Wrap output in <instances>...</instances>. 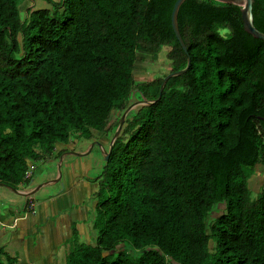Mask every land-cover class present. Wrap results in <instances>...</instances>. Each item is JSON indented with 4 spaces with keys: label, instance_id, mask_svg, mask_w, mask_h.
Masks as SVG:
<instances>
[{
    "label": "trees",
    "instance_id": "trees-1",
    "mask_svg": "<svg viewBox=\"0 0 264 264\" xmlns=\"http://www.w3.org/2000/svg\"><path fill=\"white\" fill-rule=\"evenodd\" d=\"M23 1L0 0V185L156 99L126 115L92 178L94 235L74 228L64 264H264V40L240 6L184 0V51L175 0ZM252 15L264 33V0ZM164 46L168 72L138 79L139 55ZM0 264L22 263L1 246Z\"/></svg>",
    "mask_w": 264,
    "mask_h": 264
},
{
    "label": "rangeland",
    "instance_id": "rangeland-1",
    "mask_svg": "<svg viewBox=\"0 0 264 264\" xmlns=\"http://www.w3.org/2000/svg\"><path fill=\"white\" fill-rule=\"evenodd\" d=\"M49 0H36L37 7H48L50 6ZM55 1V0H52ZM30 3L28 1H23L20 5V8L25 9ZM168 49L167 46L161 48L159 53L155 55H139L138 62L135 68V74L138 79L145 80L150 77L153 73L168 72V65L165 60V53ZM139 100V99H138ZM95 138L92 140H85L82 138H75L74 144L69 143L67 148L82 149V152H85L84 155L76 156V152L73 154H66L64 161L60 160L62 153L58 157H53L47 160L40 162H35L32 165L33 176L32 178H38L40 172H44L45 179L48 180L43 187H40L34 194V200L40 201L41 199L47 198L51 193H56L59 189L64 186V178L67 175L68 166L71 168L73 178L77 179L80 176H83V179H86V182L83 183L86 190L85 199L90 201L88 198L93 191L97 188V185L90 181L91 178L98 175L101 171L103 160L105 159V149H108L110 138L112 137L111 132H108V136L105 134L96 133L94 134ZM94 143V144H93ZM58 149V148H57ZM61 161V163H60ZM35 166V167H34ZM260 169L257 168V171ZM259 175L252 184V189L256 192L259 188V184L262 180V173L258 172ZM73 181V179H72ZM27 184V189L36 188L40 184L35 183ZM32 186V187H31ZM81 187V186H79ZM77 187L78 189H80ZM75 190L78 191V189ZM28 197V198H27ZM93 197V195H92ZM31 200L32 196H24V199ZM94 198V197H93ZM15 200V201H14ZM14 202V203H13ZM23 199L19 195H15L11 192L10 189L6 186L0 185V215L3 216V219L6 221L8 226L0 224V228L3 231V234L0 236V247H4L6 251L13 255L17 256L18 262L22 264H64V252L66 251L67 244L66 240L69 239L71 234L64 238L63 241L57 242L54 245V251L52 258L50 260L43 258L41 253H29L28 247L26 246L28 234L24 230L23 220L21 216L25 215L24 209L22 208ZM49 205L55 207L56 202L51 200L50 202H38L33 207V213H36L42 218L50 216L51 219L57 217V214H51L49 211ZM12 209L10 211V209ZM67 208H65L66 210ZM31 209H29L30 211ZM18 211V212H15ZM67 211V210H66ZM68 212V211H67ZM89 219V224H90ZM88 225H83V223H76L78 229V237L80 241H90L94 235L92 230ZM14 226V227H11ZM38 230H35L37 233ZM34 239V237H33ZM61 243V244H60ZM39 252H41L39 250ZM46 261H50L46 263Z\"/></svg>",
    "mask_w": 264,
    "mask_h": 264
},
{
    "label": "crops",
    "instance_id": "crops-1",
    "mask_svg": "<svg viewBox=\"0 0 264 264\" xmlns=\"http://www.w3.org/2000/svg\"><path fill=\"white\" fill-rule=\"evenodd\" d=\"M72 143L74 144V142ZM57 148L61 149L62 146L58 145ZM67 151H69L70 153H66ZM73 151L76 152V156L85 154V152H82V149L68 148V150L62 152L61 161H64V157L66 154H73ZM31 171V179L28 184H33L36 180L35 183L40 184L42 185L41 187H43L48 181L45 179L44 172H40L38 178L35 177L34 179L32 178L33 168H31ZM66 173L67 175L66 178H64L65 182L63 188L59 189L54 194L51 193L47 198L41 199L44 200L45 203L50 202L51 200L56 202L55 207L49 205V209H51L49 211L50 215L53 213L57 214V217L54 219H51L50 216L42 218L36 213H33L34 205L38 204V202H41V200H34L35 193L31 194V200H28V197L24 199V196H28V193L33 191L34 188L27 189V184H21L20 188L18 189H11L8 187V189H10L12 193L21 196L23 199L22 208L24 209L25 215L21 216V219L23 220L24 230L29 235L26 243L29 253H41L43 258L48 260L52 258L53 251L55 250L54 245L57 242L63 241V239L68 237L70 234L72 235L74 228L77 229L76 223H83V225L89 224V219L91 218L94 206L96 204V200L92 197L95 189H93L90 196L88 197L90 201L87 200V198L85 199V195L87 192L83 183L86 182V179H83V176L74 179L72 176L71 168L69 166ZM90 181H92V183L96 186V182H94L92 178L90 179ZM77 187H79L80 189H78ZM75 188H77L78 191L75 190ZM30 208L31 210L29 211ZM65 208H67L66 210L68 212L65 210ZM11 210L12 209H10V211ZM0 224L8 226L2 215H0ZM35 230H38V232L35 233ZM2 234L3 231L0 228V236ZM39 250L41 252H39ZM49 262L50 261H46V263Z\"/></svg>",
    "mask_w": 264,
    "mask_h": 264
},
{
    "label": "water",
    "instance_id": "water-1",
    "mask_svg": "<svg viewBox=\"0 0 264 264\" xmlns=\"http://www.w3.org/2000/svg\"><path fill=\"white\" fill-rule=\"evenodd\" d=\"M183 1L184 0H175L173 7H172L171 15H170V21H171V26H172V29L174 31V34H175L177 40L179 41L183 50L186 51V46H185V44L181 38L179 28H178V24H177L178 8ZM218 1L239 5L240 9H241V17H242L243 26H244L245 31H247L253 37L260 38V39L264 40V33L261 32L260 30H258L253 24V15H252L253 0H218ZM189 66H190V57H187V63H186V66L184 68L167 73L164 76V78L160 84L159 96L163 90V87H164L166 80L171 76H175V75H179V74L184 73L188 69ZM155 100L156 99H147L146 97L142 96L139 100H135V101L131 102L125 108V110L122 112V114L120 116L119 123H118L114 133L112 134V137L110 138L108 149H105V154H106L105 159H107L109 154H110L113 142L115 141L116 137L118 136V134L121 130V127L123 125L124 119H125L126 115L128 114V112L137 106L151 104V103L155 102ZM66 153H70V152L67 151ZM60 160H61V157H60ZM41 186L42 185H38L36 188H34L33 191L29 192L28 195L31 196V194L35 193Z\"/></svg>",
    "mask_w": 264,
    "mask_h": 264
},
{
    "label": "built area",
    "instance_id": "built-area-1",
    "mask_svg": "<svg viewBox=\"0 0 264 264\" xmlns=\"http://www.w3.org/2000/svg\"><path fill=\"white\" fill-rule=\"evenodd\" d=\"M30 173H31L30 171H29V172H27V176H29V175H30ZM31 208H32V207H31ZM31 208H30V209H31ZM11 227H14V226H11Z\"/></svg>",
    "mask_w": 264,
    "mask_h": 264
},
{
    "label": "clouds",
    "instance_id": "clouds-1",
    "mask_svg": "<svg viewBox=\"0 0 264 264\" xmlns=\"http://www.w3.org/2000/svg\"><path fill=\"white\" fill-rule=\"evenodd\" d=\"M221 35H223V32L221 33Z\"/></svg>",
    "mask_w": 264,
    "mask_h": 264
},
{
    "label": "flooded vegetation",
    "instance_id": "flooded-vegetation-1",
    "mask_svg": "<svg viewBox=\"0 0 264 264\" xmlns=\"http://www.w3.org/2000/svg\"><path fill=\"white\" fill-rule=\"evenodd\" d=\"M68 150V149H67Z\"/></svg>",
    "mask_w": 264,
    "mask_h": 264
}]
</instances>
